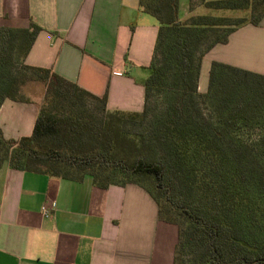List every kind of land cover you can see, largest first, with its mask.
<instances>
[{
	"label": "trees",
	"instance_id": "trees-1",
	"mask_svg": "<svg viewBox=\"0 0 264 264\" xmlns=\"http://www.w3.org/2000/svg\"><path fill=\"white\" fill-rule=\"evenodd\" d=\"M199 1L214 13L183 20L179 0H139L159 22L142 111L109 110L107 93L26 64L38 24L0 26V107L29 102V80L46 87L31 135L8 139L0 130V164L88 175L101 188L143 186L159 218L178 227L174 264H264V74L213 61L199 91L206 53L239 27L259 25L264 0Z\"/></svg>",
	"mask_w": 264,
	"mask_h": 264
},
{
	"label": "crops",
	"instance_id": "crops-1",
	"mask_svg": "<svg viewBox=\"0 0 264 264\" xmlns=\"http://www.w3.org/2000/svg\"><path fill=\"white\" fill-rule=\"evenodd\" d=\"M189 5L179 0V13ZM32 22L42 29L26 64L107 93L109 110H143L159 22L139 0H0V26ZM213 61L264 74V17L206 53L200 92ZM39 106L4 100V137L31 135ZM50 202L56 207L46 217L42 206ZM177 242V225L159 218L158 203L141 185L101 188L88 175L72 180L0 164V264H174Z\"/></svg>",
	"mask_w": 264,
	"mask_h": 264
},
{
	"label": "rangeland",
	"instance_id": "rangeland-1",
	"mask_svg": "<svg viewBox=\"0 0 264 264\" xmlns=\"http://www.w3.org/2000/svg\"><path fill=\"white\" fill-rule=\"evenodd\" d=\"M190 6V5H189ZM206 13H214V11H210L209 9L203 7L202 5H200V1L199 0H194V8L193 10L189 9L187 10V12L184 15L180 14L181 19L186 20L188 19L190 16L192 15H201V14H206ZM216 14H218V12H215ZM223 13H225V15L227 16H243L246 13H244V11H223ZM207 78V76H206ZM201 83H203V80L201 81ZM45 91H46V87L45 84H43L42 82H38V81H27L26 84L23 85V92L25 94V96H27L29 99H34L35 101H37L40 105L42 104L43 100H44V96H45ZM146 186L151 187L152 188V184L149 182H144Z\"/></svg>",
	"mask_w": 264,
	"mask_h": 264
},
{
	"label": "built area",
	"instance_id": "built-area-1",
	"mask_svg": "<svg viewBox=\"0 0 264 264\" xmlns=\"http://www.w3.org/2000/svg\"><path fill=\"white\" fill-rule=\"evenodd\" d=\"M56 204L55 202H50L47 204H44L42 206V213L44 216L48 217L51 215V213L55 210Z\"/></svg>",
	"mask_w": 264,
	"mask_h": 264
}]
</instances>
